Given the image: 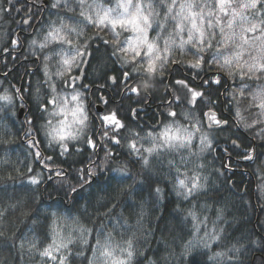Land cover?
Returning a JSON list of instances; mask_svg holds the SVG:
<instances>
[{
    "label": "trees",
    "instance_id": "1",
    "mask_svg": "<svg viewBox=\"0 0 264 264\" xmlns=\"http://www.w3.org/2000/svg\"><path fill=\"white\" fill-rule=\"evenodd\" d=\"M158 1L154 7L161 20L169 10ZM165 1L173 12L182 2L198 12L211 8L221 18L220 27L209 31L211 18L205 16L203 45L193 41L171 48L151 74L140 68L133 72L134 62L119 51L123 35L116 38L95 26L84 30L82 38L72 39L82 49L80 63L76 59L74 65L87 62L83 84L92 89L84 93L91 108H86V124L74 139L56 142L48 130L52 86L62 93L79 90L70 80L78 69L50 82L42 59L47 49L40 56L33 53L32 41L80 18L87 3L78 7L76 0H61L53 9L55 0L45 6L43 0H13L12 6L0 0V8H10L0 12V97H6L0 99V264H61V257L64 264H89L97 240H108L116 248L127 246L129 239L134 245L129 264H264V110L259 107L264 42L252 40L261 36L260 29L244 32L240 21L229 29L230 15L218 12L217 0ZM243 2L232 0V7L239 9ZM244 15L249 21L264 20V4L244 9ZM26 17L31 18L28 29L23 26ZM164 21L168 32L174 19L166 16ZM35 23L38 32L23 35ZM250 26L243 23V29ZM241 32L248 44L240 40ZM227 36L232 39L226 42ZM225 58L231 64L221 68ZM198 59L199 66L193 67ZM125 72L130 78L122 90ZM129 85L139 93L126 91ZM192 92L200 95L193 98ZM207 112L220 121L209 115L211 126L225 127L208 129ZM101 114L115 115L124 127L112 128ZM165 127L185 138L183 148L160 140L158 133ZM114 132L119 144L112 142ZM204 135L212 138L211 144ZM132 140L148 156V166L129 149ZM233 141L238 148L230 145ZM144 149H152L151 154ZM121 167L124 173L116 171ZM89 169L95 174L89 176ZM57 171L63 175L56 176ZM32 177L37 184L31 183ZM177 178L189 187L196 178L201 187L185 199L176 194ZM58 229L61 243L71 242L50 250ZM45 248L55 259L41 255Z\"/></svg>",
    "mask_w": 264,
    "mask_h": 264
},
{
    "label": "rangeland",
    "instance_id": "2",
    "mask_svg": "<svg viewBox=\"0 0 264 264\" xmlns=\"http://www.w3.org/2000/svg\"><path fill=\"white\" fill-rule=\"evenodd\" d=\"M76 1H77V6L78 7L81 6L79 4V0ZM109 1L110 2L106 4V3L96 2L94 0H85L87 6L85 7L84 11L86 12L87 15H91L94 20L96 19L95 9L90 8L89 5H98L105 9H112L111 16L113 18L119 17L120 15H124L125 17H133V16L141 17L140 21L138 20V23H140L141 28L146 29V33L134 31L131 24H126L123 27L117 25L116 28L113 30L110 24L106 23L105 25H98L94 23V25H96L95 27H97L98 29L104 28L112 35H114V37L116 38H120L123 35L124 37L122 39L120 48L127 46L130 40L134 45L139 44L141 46L139 49L141 52V56L136 57L135 60L132 59L133 54L131 51H129L128 53L122 52L128 59L127 60L128 62L130 63L134 62L136 69L140 68V70L151 74L154 69H157L159 66L163 65L166 59V55L168 54L171 48H175L178 46L181 47L180 46L181 40L182 39L187 40L188 38V32L186 29L189 25L187 24V22H185V30L181 31L179 35L176 34L177 32L176 25H177V20L179 19L177 13L180 10L179 5H178L179 6L178 10L176 12L172 11V5H171V12L168 11L167 13H165L164 16H162L161 20H157L156 16H158V11L156 10L157 8L154 7V4L158 0H154L155 2L153 0H128V6L126 9L120 7L121 0H109ZM158 4L164 5L169 10L168 3L165 0L162 1L159 0ZM192 11L198 12L195 9H192ZM200 13L202 15V11H200ZM144 16L148 18V24H150V26H148V24H145L143 22L142 17ZM166 16H171L173 19L174 17H176V19H174L172 23L168 24L170 26L168 32H164L165 31L164 25L163 27H161V25L164 24L165 22L164 18ZM84 22H85V27L83 29L89 27L88 26L89 22L87 20H84ZM67 26H61L57 29L59 30V35H63L67 40L72 41V39L76 37L75 31H72L74 27H72L73 25L71 26V23L68 24ZM49 31H47L44 35L40 34L39 37L35 38L36 43L34 44L33 47V53L39 54L40 56V53H44L43 51L47 49V52H45L44 57L42 56V59L45 60V57H48V59L45 60L47 63V77L50 80V82L54 83V82H59L63 76V75H58V73L64 71V65L62 61L64 59L72 60L71 70L64 73V74L67 73L66 75H68L71 71H73L74 62L76 61V59L78 60L81 56V55L77 56V51L80 50V52L82 53V49L77 48L74 51H70L69 44H66L62 41L57 42L56 40H53L51 37H48L47 34ZM76 32H78V30ZM145 36L147 38V43L153 45V50L148 55H144V52H148V49L142 43V41H144L145 39ZM55 42H57V44L59 45H55L52 47V45ZM41 43H45L46 46L41 48L40 47ZM71 45H73L74 47L80 46L79 44L76 43H72ZM165 49H167V51H165ZM73 57H75L74 60L72 59ZM149 60L152 61L151 67L148 64ZM73 96H77L78 99L76 101H73L72 100ZM54 97H55L54 102L50 103L52 106V112H51L49 128H48L51 139L56 142L60 141L61 135L65 137L64 140L74 139L78 134V132L82 130V128L86 124L85 120L87 118V115L89 114L86 113V108H87V102L85 100L86 96L84 95V93H81L80 90H74L73 92H64V93H62L59 90H55V92H53V96L51 97L50 101H53ZM78 105H79V111L76 113V116L74 118L72 115V109L76 108ZM104 116H106V114L102 115V117ZM79 121H83V122L80 123ZM165 129H170V128L165 127L158 133V136H160V140L164 142L166 138L162 137L160 133H162ZM173 135L175 136V138L168 139V141L165 142V144L178 149L183 148L186 143L185 138L182 135H179L177 131H174L173 134H170L169 132V137ZM204 141L205 143L211 144L212 138L209 137L208 135H204ZM63 239L64 238L62 236V230L59 229L56 230V235L54 236L53 245H51L52 247H50V250L57 249V245H60ZM125 247L127 246H116L115 248L110 244V248L113 250V256L116 257L117 259H123L127 261L126 252L120 251L121 248H125ZM101 250L102 249L98 247L94 252L91 258L93 264H111L110 258H105L100 255Z\"/></svg>",
    "mask_w": 264,
    "mask_h": 264
},
{
    "label": "snow or ice",
    "instance_id": "3",
    "mask_svg": "<svg viewBox=\"0 0 264 264\" xmlns=\"http://www.w3.org/2000/svg\"><path fill=\"white\" fill-rule=\"evenodd\" d=\"M61 3V0H55V2L51 5V7L53 9H56ZM7 4L9 6H12L13 5V0H7ZM65 4H67V0H65ZM79 4L81 5V7H83V5L85 4V0H79ZM258 4H264V0H244V2L241 4V7H244V8H251V9H257V5ZM128 6V0H121V3H120V7L122 8H127ZM232 6V0H217V7L219 8L220 10V13H224L225 15H229V8ZM90 8H94L95 9V14H96V19L94 20L93 17L91 15H87L85 11H81L80 12V15L82 17H84L85 20H87L89 23H96L98 25H105L106 23L107 24H110L112 29L114 30L116 28L117 25H120V26H125L126 24H131L132 27H133V30L134 31H139V32H144L146 33V29L145 28H141L140 27V23H138V20L140 21L141 17L140 16H133V17H125L124 15H120L119 17H116V18H113L111 16V13H112V9H105V8H102L101 6H98V5H89ZM10 11V8H0V12H8ZM17 12L20 11V9H16ZM102 12V14H101ZM138 12H139V9H138ZM233 14L235 15V9H233ZM142 20L145 24H148V18L146 16L142 17ZM23 23L24 24H28L29 23V19H25L23 20ZM264 24V20H261V23L260 25ZM148 26H150V24H148ZM161 27H163V25H161ZM228 27H231V24L228 25ZM260 29V32H261V36H257V37H253L252 40H261L262 42H264V28H261L260 26L257 27L256 25H251L250 27H247L244 29V32H255L257 29ZM72 31H76L75 28L72 29ZM221 33L224 32V29L223 27L220 29ZM48 37H51L53 40H56L57 42H64L66 44H69L71 45L73 42L71 40H67L65 38V36L63 35H59V30L58 29H53L52 31H49L48 32ZM47 39V37H46ZM232 39V36H227L226 37V42L228 40H231ZM240 40L242 41L243 44H248L249 43V39H246L243 35V33L240 35ZM203 42H204V39L202 38L200 41H198V43L200 45H203ZM17 43L16 40H13L12 41V44L15 45ZM33 44L36 43V41H32ZM105 43H108V41H105ZM113 43L115 44L116 41L114 40ZM142 43L147 47L148 49V52H144V55H148L149 53L152 52L153 50V45L150 44V43H147V38L145 36V39L144 41H142ZM46 44L45 43H41L40 44V47L43 48L45 47ZM140 45L139 44H133L131 42V40L128 42L127 46L125 47H121L119 48V51L123 52V53H128L129 51L132 52V59L135 60L136 57H139L141 56V52H140ZM208 47L210 48L211 47V42L209 41L208 43ZM165 51H167V49H165ZM199 51L200 52H203L204 51V47L201 46L199 48ZM115 54V53H114ZM79 55H82V53L80 52V50L77 51V56ZM236 58L237 60L239 59V54L237 53L236 54ZM48 57H45V60H47ZM73 60L75 59V57L72 58ZM63 65H64V71L63 72H60L58 73V75H64L65 72L67 71H70L71 68H72V60H69V59H64L62 61ZM199 63H200V60L198 59L196 61V63L193 65V67H197L199 66ZM148 64L149 66L151 67L152 65V61L149 60L148 61ZM231 64V60L229 58H225L224 59V63L223 65H221V67H224L225 65H230ZM251 67V66H250ZM259 70H264V64H261L260 65V69ZM137 69L134 67L133 68V72H136ZM45 74L47 75V67H46V70H45ZM230 76L232 75L231 72L228 73ZM241 75V78H243L244 76V73L241 72L240 73ZM124 77H125V84H127V81L128 79L130 78V74L128 72H125L124 73ZM178 83L180 84H183V81H179ZM52 90L53 92H55V86L53 85L52 86ZM126 91H130V93L132 94H138L139 93V88L137 87H134V86H131L129 85L127 88H126ZM200 93L198 92H192V96L193 98L199 96ZM0 99H6V97H0ZM73 100H77L78 97L77 96H73L72 97ZM55 100V97L53 98V101H49L50 103L54 102ZM260 105L259 107L264 110V97H261L260 98ZM192 102V101H191ZM210 115V119L215 121L217 124L220 123V121H217L216 120V117H215V114H209ZM237 115H239V113H237ZM73 116H76V113H73ZM103 121L106 122V124L108 125H111L112 128L114 129H122L124 127V125L121 123L120 120H118L115 115H112V116H104L102 117ZM80 123H82L83 121H79ZM169 132H170V129H165L162 133H160V135L162 137H165V142L168 141V139H173L175 138V136H171L169 137ZM109 135V132L106 130L104 132V136H108ZM149 135H151V133H149ZM65 137L63 135L60 136V140H64ZM88 144L90 146H92L93 148L95 147V144L93 142V140L91 138L88 139ZM112 142L113 143H117L119 144L120 143V140L116 138V133L114 132L113 135H112ZM34 144V142H32ZM235 143V142H234ZM60 146L63 148V150L66 152L67 151V146L64 144V143H61ZM128 147L129 149L137 154L138 156V162L142 163L144 166H148L150 161H149V158L148 156H143L140 154V149L137 148L136 146V141L135 140H132L129 144H128ZM145 152L151 154L152 152V149H144ZM106 155L108 156H111L112 153H106ZM37 156H39V152H37ZM171 163V162H170ZM116 171H119L121 173H124L126 170L124 167H121L119 169H116ZM88 172V175L89 176H92L94 175L95 173L93 172V170L89 169L87 170ZM63 173L61 171H57L56 172V176H62ZM51 178V177H50ZM31 183L32 184H37L38 183V180L36 179V177H32L31 178ZM201 187V185L198 183V180L196 178H193L192 179V182H191V186L189 187L188 184L185 183V180L184 179H180V178H177L176 180V188H177V192L176 194L179 196L181 194L184 195L185 199H187V197L189 195H191L195 190H198L199 188ZM180 189H183V193H181ZM73 191H75V188H73ZM155 192L156 193H159L160 192V189L159 188H156L155 189ZM111 211V210H110ZM191 215V213H189ZM219 219V217H218ZM81 231H87V229H83L81 228ZM217 237H213V239H216ZM70 239L67 241V243H70ZM86 242V241H85ZM67 243H61L56 250L59 249V247H67ZM126 244H127V247L125 248H121L120 251L121 252H126L127 254V261L123 260V259H117L116 257L113 256V250L110 248V243L108 240H105V242L103 244H101L100 240H97V245L102 249L101 252H100V255L105 257V258H110L111 259V264H129V261L131 260V258L133 257L134 255V245H133V241L131 239H129L128 241H126ZM52 247V246H50ZM42 256H49L51 257L52 259H55V257H52L51 256V252L49 250V248H45L44 251L41 253ZM64 257H61L60 258V261H61V264H64ZM89 264H93L92 261L89 262Z\"/></svg>",
    "mask_w": 264,
    "mask_h": 264
},
{
    "label": "clouds",
    "instance_id": "4",
    "mask_svg": "<svg viewBox=\"0 0 264 264\" xmlns=\"http://www.w3.org/2000/svg\"><path fill=\"white\" fill-rule=\"evenodd\" d=\"M173 3H175V0H173ZM233 7L231 6L229 8V15H230V19L227 21V26L229 24H231V27H228L229 29H231L234 26V22L240 21L241 22V26H242V31L243 29V23L244 22H248L251 25H256L257 27L260 26L261 21L259 22H255V21H249L248 16L244 15V9H251L249 8H244L241 7L239 9H235V15L233 14ZM201 11L203 12V15H201L200 12H193L192 11V4L189 3H184L182 2L180 5V10L177 13V16L179 17V19L177 20V32L176 34L179 35L181 31L185 30V22H187V24L189 25L187 27V32H188V38L187 40L182 39L181 40V48H183V46L185 44H192L193 40H196L197 42L200 41L202 38L206 39L207 37L205 36V29H204V17H210L211 19L208 20V29L209 31L213 28V27H220V16L216 15L213 16V11L211 8H209L208 10H204L203 8L201 9ZM261 10H257V12L255 13L257 16H259ZM169 12H171V5H169ZM218 12H220L219 8H218ZM174 19H176V17H174ZM199 21V22H197ZM214 21V22H213ZM222 28V27H221ZM242 34V32H241ZM193 47H196L195 44L192 45ZM223 68V67H221ZM73 100V99H72ZM76 101V100H73ZM79 111V105L72 109V115L73 113H77ZM75 118V116H73Z\"/></svg>",
    "mask_w": 264,
    "mask_h": 264
},
{
    "label": "flooded vegetation",
    "instance_id": "5",
    "mask_svg": "<svg viewBox=\"0 0 264 264\" xmlns=\"http://www.w3.org/2000/svg\"><path fill=\"white\" fill-rule=\"evenodd\" d=\"M45 0H43V5H47V3H44ZM47 1V0H46ZM81 7V6H79ZM85 10V9H84ZM29 13L26 14V16L28 15ZM82 16L80 15V18L79 17H76V18H72L71 20V26L74 27L75 29L78 30V32L75 31V36H76V39L75 41L77 40V38H82V35H83V32L84 30L92 27V26H96L94 25V23H89V27L83 29L85 27V22H84V19L82 20L81 19ZM26 19H29V23L25 26L24 23H23V26L25 29H28L29 27V24H30V21H31V18L29 17H26ZM36 25L37 23H35L34 25H32L31 29H30V33L29 31L28 32H24L23 35H29V34H32V33H36L38 32V28H36ZM78 41V40H77ZM76 44H79L80 46L79 47H74L73 45H70L72 48L71 51H74L76 50L77 48L81 49V43L79 42H75ZM102 44V43H101ZM82 57H80L81 59ZM80 59H79V63H80ZM79 63H75L74 65V69H78L77 72H74L72 73V76L70 77V80H71V84L73 87H75V89H79L80 91H82L83 93H91L92 89H89V86H86L83 84V76H84V71H85V68H86V65H87V62H85V60L83 61V64L79 65ZM84 67V68H83ZM83 69V70H82ZM124 82H125V77L123 75V81H122V90L124 89ZM111 83L113 84V80L111 81ZM132 84V83H131ZM104 97H106V94H103ZM103 97L102 96H98V101H102ZM90 101L88 102L87 101V108L90 109L91 108V105H90ZM98 105H95V109ZM141 111H144V109H140ZM135 120V119H134Z\"/></svg>",
    "mask_w": 264,
    "mask_h": 264
},
{
    "label": "water",
    "instance_id": "6",
    "mask_svg": "<svg viewBox=\"0 0 264 264\" xmlns=\"http://www.w3.org/2000/svg\"><path fill=\"white\" fill-rule=\"evenodd\" d=\"M44 3H47V1L45 0ZM24 25L26 26L27 24H24ZM83 68H84V67H83ZM82 70H83V69H82ZM96 111H97V113H100V112L102 111L100 105H98V106L96 107ZM22 112H23V110L20 109V110H19V114H18V117H19V118L21 117ZM209 114H212V113H211V112H207V113L205 114V118H206V126H207L208 129H221V128L225 127V123H222L221 125H218V126H211V125H209V121H208V116H209ZM230 145L233 146V147L238 148V145H237L236 143H234V141L231 142Z\"/></svg>",
    "mask_w": 264,
    "mask_h": 264
}]
</instances>
